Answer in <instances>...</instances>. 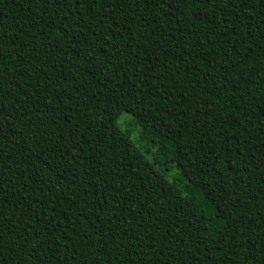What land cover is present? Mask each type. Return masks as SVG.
I'll list each match as a JSON object with an SVG mask.
<instances>
[{
    "label": "trees",
    "instance_id": "1",
    "mask_svg": "<svg viewBox=\"0 0 264 264\" xmlns=\"http://www.w3.org/2000/svg\"><path fill=\"white\" fill-rule=\"evenodd\" d=\"M0 264H264V0H0Z\"/></svg>",
    "mask_w": 264,
    "mask_h": 264
},
{
    "label": "rangeland",
    "instance_id": "2",
    "mask_svg": "<svg viewBox=\"0 0 264 264\" xmlns=\"http://www.w3.org/2000/svg\"><path fill=\"white\" fill-rule=\"evenodd\" d=\"M119 125L121 129L132 138V140L135 142L138 148L146 155L149 161L155 163L156 165L160 164L159 162L161 157L160 152L158 150L159 148L154 145L152 139L146 135L143 128L134 122L133 118L128 115H124L120 119ZM158 168L170 180H172L173 177L176 175V172L173 168H170L167 171L160 165H158Z\"/></svg>",
    "mask_w": 264,
    "mask_h": 264
}]
</instances>
